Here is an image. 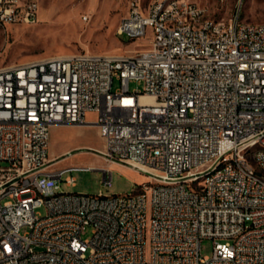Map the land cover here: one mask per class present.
<instances>
[{"label":"built area","instance_id":"2783aa9c","mask_svg":"<svg viewBox=\"0 0 264 264\" xmlns=\"http://www.w3.org/2000/svg\"><path fill=\"white\" fill-rule=\"evenodd\" d=\"M39 8L0 0V26L35 23ZM230 20L190 0H130L117 34L146 47L0 65V264H264V22L240 7ZM61 125L96 127L98 151L149 182L60 191L89 168L51 167Z\"/></svg>","mask_w":264,"mask_h":264},{"label":"rangeland","instance_id":"374dc122","mask_svg":"<svg viewBox=\"0 0 264 264\" xmlns=\"http://www.w3.org/2000/svg\"><path fill=\"white\" fill-rule=\"evenodd\" d=\"M213 18L230 17L240 7L248 22H264V0H190ZM130 0H40L38 21L0 26V65L20 64L36 59L81 51L133 53L149 44V36L130 39L118 35L117 28L127 15ZM147 4L149 0H142ZM84 15L88 16L85 20ZM119 87L116 81L115 88ZM131 91H144V83L131 80ZM88 121L95 113L86 115ZM49 158L54 169L86 166L68 172L59 180L60 191L95 195L131 193L140 183L149 182L146 173L109 161L98 150L103 141L94 126L61 125L53 130ZM70 149L64 157L58 153ZM97 149V150H96ZM104 169L110 182L104 180ZM74 178L73 184L65 181ZM26 229H23V232ZM92 228H85L83 238H90ZM214 241H202V255H211Z\"/></svg>","mask_w":264,"mask_h":264},{"label":"bare ground","instance_id":"6f19581e","mask_svg":"<svg viewBox=\"0 0 264 264\" xmlns=\"http://www.w3.org/2000/svg\"><path fill=\"white\" fill-rule=\"evenodd\" d=\"M198 18H205V11H198ZM223 27H231V20L223 18ZM190 30H201V23H190Z\"/></svg>","mask_w":264,"mask_h":264},{"label":"crops","instance_id":"0c3cea01","mask_svg":"<svg viewBox=\"0 0 264 264\" xmlns=\"http://www.w3.org/2000/svg\"><path fill=\"white\" fill-rule=\"evenodd\" d=\"M55 127H57V126H55ZM55 127L52 128L51 139H52V134H53V130H54ZM51 143H52V142H51V140H50V146H51ZM50 146H49V154H50ZM69 152H70V149H65V150L59 152L58 155L64 157V154H67V153H69Z\"/></svg>","mask_w":264,"mask_h":264}]
</instances>
